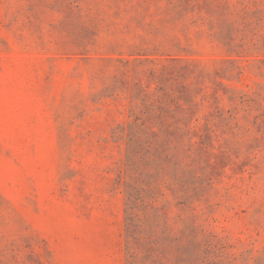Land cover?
Here are the masks:
<instances>
[{"label":"rangeland","instance_id":"obj_1","mask_svg":"<svg viewBox=\"0 0 264 264\" xmlns=\"http://www.w3.org/2000/svg\"><path fill=\"white\" fill-rule=\"evenodd\" d=\"M0 264H264V0H0Z\"/></svg>","mask_w":264,"mask_h":264}]
</instances>
